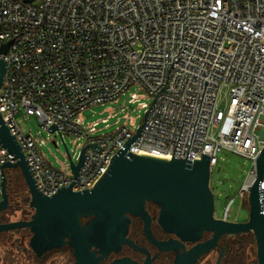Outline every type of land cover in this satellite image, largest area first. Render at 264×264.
Returning a JSON list of instances; mask_svg holds the SVG:
<instances>
[{
	"label": "built area",
	"instance_id": "2783aa9c",
	"mask_svg": "<svg viewBox=\"0 0 264 264\" xmlns=\"http://www.w3.org/2000/svg\"><path fill=\"white\" fill-rule=\"evenodd\" d=\"M7 43L0 112L44 194L76 179L72 164L50 162L43 145L51 139L26 133L17 115H34L56 144L61 134L64 142L84 135L82 148L99 142L100 149L87 146L73 185L92 188L141 125L95 135L100 120L86 126L83 113L118 102L135 85L152 99L141 103L146 112L156 100L130 152L193 160L206 153L211 169L223 151L241 154L252 160L240 190L248 193L264 148V0H0V49ZM53 123L60 131L49 130ZM8 160L18 158L0 143V200Z\"/></svg>",
	"mask_w": 264,
	"mask_h": 264
},
{
	"label": "water",
	"instance_id": "95a60500",
	"mask_svg": "<svg viewBox=\"0 0 264 264\" xmlns=\"http://www.w3.org/2000/svg\"><path fill=\"white\" fill-rule=\"evenodd\" d=\"M24 1L32 3L35 0ZM9 44L0 51L7 52ZM6 69L7 61L0 58V87ZM152 106L145 113V123L118 150L109 168L92 188L74 191L73 185L79 178L87 146L100 149L101 144H87L81 149L78 161L74 162L62 137L76 179L69 186L59 188L54 195H46L39 190L22 147L0 112V143L18 158L16 162L8 160L1 164L0 211L10 203L6 168L20 171L29 190L26 201L35 211L28 220L0 222V232L29 228L32 233L29 246L38 255L69 243L77 264H152L149 250L129 237L130 215H134L144 220V233L151 242L161 250H176L172 264H197L223 236L248 232H252L256 239L258 264H264V188L261 184L264 179V148L256 160V174L249 186L248 220L237 222L217 218L215 197L210 186V154L201 153V159L193 160L174 154L172 159H167L129 151L148 122ZM55 128L60 131L56 123L49 130L53 132ZM148 202L159 207L155 218L166 233L174 234L176 238L160 241L154 236ZM206 232L212 235L203 240ZM124 244L146 252V260L140 263L125 256L109 263L101 261L111 253L119 252ZM187 244L192 246L187 248Z\"/></svg>",
	"mask_w": 264,
	"mask_h": 264
},
{
	"label": "rangeland",
	"instance_id": "374dc122",
	"mask_svg": "<svg viewBox=\"0 0 264 264\" xmlns=\"http://www.w3.org/2000/svg\"><path fill=\"white\" fill-rule=\"evenodd\" d=\"M133 92H136L139 97V100L135 102L130 101L131 93ZM151 100L150 95L145 90L138 85H135L123 94L118 102L112 101L104 104H97L85 110L83 113L85 125L87 126L94 121L100 120L95 135L111 133L123 124H127L131 128L133 125L131 121H133L134 125L138 128L143 123L146 113V108L142 107L141 103L146 102L151 104ZM227 104L228 88L226 87L221 94L220 108L225 109ZM125 115H127V117ZM103 118H108V121L103 122ZM17 120L26 133L32 132L34 136H40L41 140L44 141H46L47 138L51 139L50 141L45 142L43 145V151L48 156V160L56 167H61L63 163L71 162L67 149L70 154L74 155V161H78L82 148L81 145L86 142L84 135H81L80 137L67 135L65 142L67 146L66 149L61 136H58V144H56L52 140L53 135L40 126L34 115L32 117H29L28 115L24 117L22 114H18ZM220 158L221 160L218 164L211 169L210 178V186L215 197V216L217 218H223L225 216L227 205L232 199H234L229 208L228 220L237 222L246 221L249 218L250 211L248 193L242 196L240 190L247 181L252 166V160L246 156L227 150L220 154ZM22 179L24 180L21 174L19 180L13 185L16 187L19 186L20 188V186L23 185V182L21 181ZM9 194L10 203L5 210L0 211V222L31 219L35 211L30 207L28 202L25 201L29 195L28 187L26 193L22 197L18 196L12 190ZM10 232H13V230L0 233V264L24 263L25 259L27 261V257L22 255L23 252L19 249V246L29 250V241L32 233H29L24 229L20 230L18 233L14 232V234H11ZM12 237L21 238V241L15 242V239ZM233 239L234 237H232V235H225L224 241L227 242V251L221 255L216 249L212 250L197 264H225V261L229 257V251ZM237 248L238 246L236 249ZM243 254L245 264H258L255 236L246 244ZM172 258L173 257H169V261L165 264H170Z\"/></svg>",
	"mask_w": 264,
	"mask_h": 264
},
{
	"label": "flooded vegetation",
	"instance_id": "af4514ba",
	"mask_svg": "<svg viewBox=\"0 0 264 264\" xmlns=\"http://www.w3.org/2000/svg\"><path fill=\"white\" fill-rule=\"evenodd\" d=\"M19 177H21L20 171L13 170V172L10 173L9 183H11L13 181V179H14V183H16V181L19 180ZM9 196H10V194H9ZM147 208H148L150 214L152 215L151 228H152L154 236L160 241H165V240H169L171 238H176V236L174 234L166 233L163 230V228L161 227V225L158 223L157 219L155 218V216L158 215L159 207H157L156 205H154L151 202H148ZM130 216L132 218V222L130 225L129 237L131 239H133L138 245H140L142 247H146L149 250L151 257L153 258L152 264H165L167 261H169V257H173L171 259V262H170V264H172L175 257H176V254H177L176 250H174V249L173 250H161L156 244L151 242L147 238V236L145 235V233H144V226H145L144 220L139 216H134V215H130ZM85 220H87V219H85ZM132 224L138 225L139 229L141 230V236L139 238L133 237L132 232H131ZM23 229L25 231L31 233L29 228H21V229L13 230V232H10V233L11 234H14V232L18 233L20 230H23ZM4 232H8V231H4ZM4 232H0V233H4ZM211 235H212L211 233L206 232L204 234L203 240L210 238ZM12 238L15 239V242L21 241V238H15V237H12ZM191 246H192V244L186 245L187 248H190ZM228 246H229V242H228ZM19 249L22 250V252H23L22 255L27 257V261L25 259L24 263L20 262L17 264H77V258L74 255L73 248L69 243L65 244L62 247L51 249V250L43 253L42 255H38L31 248L28 250L27 248H24V247L22 248L21 246H19ZM215 249L217 251H219L221 255H223L227 251V242L224 241V236L220 239L219 244L213 250H215ZM207 254H205V255H207ZM205 255H203L199 259V261ZM125 256H129V257L137 260L138 262L143 263L146 260L148 254L146 252L136 250L134 247H132L129 244H124L122 246V249L119 252H113L109 255V257H106V258L102 259L101 261L103 263H109L116 258L125 257ZM225 264H228V259L225 261Z\"/></svg>",
	"mask_w": 264,
	"mask_h": 264
},
{
	"label": "trees",
	"instance_id": "16d2710c",
	"mask_svg": "<svg viewBox=\"0 0 264 264\" xmlns=\"http://www.w3.org/2000/svg\"><path fill=\"white\" fill-rule=\"evenodd\" d=\"M21 181L23 182V185L20 186L19 188V186L16 187L13 185L14 184V179H13V181L8 184L9 192H11L12 190L18 196L22 197L26 193L27 187L24 180L22 179ZM131 232L133 237L139 238L141 236V230L136 224H132ZM232 237H234V239L231 242L228 264H245V258L243 254L244 247L250 241V239L254 238V234L252 232H248L241 235H234V236L232 235ZM237 246L238 248L236 249Z\"/></svg>",
	"mask_w": 264,
	"mask_h": 264
},
{
	"label": "bare ground",
	"instance_id": "6f19581e",
	"mask_svg": "<svg viewBox=\"0 0 264 264\" xmlns=\"http://www.w3.org/2000/svg\"><path fill=\"white\" fill-rule=\"evenodd\" d=\"M253 180V179H252Z\"/></svg>",
	"mask_w": 264,
	"mask_h": 264
}]
</instances>
